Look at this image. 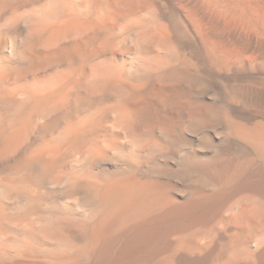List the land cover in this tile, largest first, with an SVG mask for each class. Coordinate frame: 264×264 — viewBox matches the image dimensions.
Segmentation results:
<instances>
[{
	"label": "bare ground",
	"instance_id": "obj_1",
	"mask_svg": "<svg viewBox=\"0 0 264 264\" xmlns=\"http://www.w3.org/2000/svg\"><path fill=\"white\" fill-rule=\"evenodd\" d=\"M0 264H264V0H0Z\"/></svg>",
	"mask_w": 264,
	"mask_h": 264
}]
</instances>
